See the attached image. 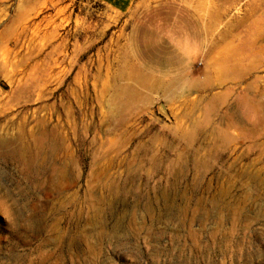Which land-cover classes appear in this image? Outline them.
I'll list each match as a JSON object with an SVG mask.
<instances>
[{
	"label": "rangeland",
	"instance_id": "374dc122",
	"mask_svg": "<svg viewBox=\"0 0 264 264\" xmlns=\"http://www.w3.org/2000/svg\"><path fill=\"white\" fill-rule=\"evenodd\" d=\"M235 15L152 92L124 65L125 15L0 0V264H264V0Z\"/></svg>",
	"mask_w": 264,
	"mask_h": 264
},
{
	"label": "crops",
	"instance_id": "0c3cea01",
	"mask_svg": "<svg viewBox=\"0 0 264 264\" xmlns=\"http://www.w3.org/2000/svg\"><path fill=\"white\" fill-rule=\"evenodd\" d=\"M95 1L126 16L130 26L124 47V65L133 67L132 86L147 87L152 92L157 88L165 92L172 90L173 85L165 83L185 79L203 61L207 62L209 54H213L220 28V39L234 36L232 23L238 8L260 6V0ZM260 22V19L253 20L248 37L247 46L254 63H259ZM235 39L238 37L235 36L230 44L227 42L226 53H223L221 64H226V68L240 64L238 57L243 53L242 46Z\"/></svg>",
	"mask_w": 264,
	"mask_h": 264
},
{
	"label": "bare ground",
	"instance_id": "6f19581e",
	"mask_svg": "<svg viewBox=\"0 0 264 264\" xmlns=\"http://www.w3.org/2000/svg\"><path fill=\"white\" fill-rule=\"evenodd\" d=\"M261 155V154H260ZM262 158V157H261ZM260 159V158H259ZM261 183V182H260Z\"/></svg>",
	"mask_w": 264,
	"mask_h": 264
}]
</instances>
